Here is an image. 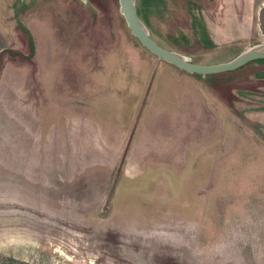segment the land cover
I'll return each instance as SVG.
<instances>
[{
    "label": "rangeland",
    "instance_id": "1",
    "mask_svg": "<svg viewBox=\"0 0 264 264\" xmlns=\"http://www.w3.org/2000/svg\"><path fill=\"white\" fill-rule=\"evenodd\" d=\"M129 1L0 0V264H264V0Z\"/></svg>",
    "mask_w": 264,
    "mask_h": 264
},
{
    "label": "trees",
    "instance_id": "2",
    "mask_svg": "<svg viewBox=\"0 0 264 264\" xmlns=\"http://www.w3.org/2000/svg\"><path fill=\"white\" fill-rule=\"evenodd\" d=\"M142 1H144V3H146V1H148V0H142ZM164 49H165V48H164ZM169 52H170V51H169ZM221 54H222V55H221ZM211 58H213V59H217V58H218V62L221 61L220 63H218V66H219V67H220V66H223V65H225V64H227L228 61H229L228 58L225 56V54L222 53V52L216 53L215 55L211 56L210 59H211ZM163 59H164V58H163ZM164 60L168 62L167 59H164ZM204 63H205V62H204ZM249 64L264 65V56L257 57V58H255V59H253V60H249V61H247L245 64L240 65V66L236 67V68L233 69V70H230V69H228V70H230L231 72L242 71V70H244L245 67H246L247 65H249ZM183 71H185V72L188 73V74L198 75V74H195V73H194V70H188V71H186V69H183ZM207 75H208V74H204L203 77L205 78ZM254 77L257 78V79H264V70H261V71L255 73Z\"/></svg>",
    "mask_w": 264,
    "mask_h": 264
},
{
    "label": "water",
    "instance_id": "3",
    "mask_svg": "<svg viewBox=\"0 0 264 264\" xmlns=\"http://www.w3.org/2000/svg\"><path fill=\"white\" fill-rule=\"evenodd\" d=\"M120 2H121V8H122V10H123V13H124V15H125V17H126V19H127V21L129 22V24L131 25V27L133 28V30L135 31V32H137L138 33V31H140L141 29H140V27L138 26V24H137V20H136V18H135V16H134V13H133V11H132V8H131V5H130V1L129 0H120ZM138 36L140 37V38H142L141 37V35L138 33ZM150 44L148 45L147 44V46L149 47V49L151 50H153V51H155L156 50V52L155 53H158V50H160L161 52H163V54H160V56L162 57V58H164V57H167V56H165V54H167V55H170V54H168V53H166V52H164L162 49H160V48H157L156 46H155V44L153 43L152 44V42H149ZM152 47H151V46ZM155 49V50H154ZM159 54V53H158ZM168 60H170L169 58H167ZM170 62H172L171 60H170ZM186 69V68H185ZM189 70H192L191 68L189 69Z\"/></svg>",
    "mask_w": 264,
    "mask_h": 264
}]
</instances>
